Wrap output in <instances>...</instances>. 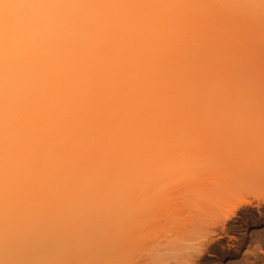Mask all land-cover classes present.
<instances>
[{
  "label": "bare ground",
  "instance_id": "1",
  "mask_svg": "<svg viewBox=\"0 0 264 264\" xmlns=\"http://www.w3.org/2000/svg\"><path fill=\"white\" fill-rule=\"evenodd\" d=\"M241 24L264 37V0H0V264H120L122 232L125 264H202L225 236L241 248L251 207L243 235L264 226V151L201 155L176 191L157 176L167 120L257 97ZM225 172L254 199L216 193Z\"/></svg>",
  "mask_w": 264,
  "mask_h": 264
},
{
  "label": "rangeland",
  "instance_id": "2",
  "mask_svg": "<svg viewBox=\"0 0 264 264\" xmlns=\"http://www.w3.org/2000/svg\"><path fill=\"white\" fill-rule=\"evenodd\" d=\"M262 25L263 26L261 27H263L264 29V24ZM228 27L230 28V24H228ZM240 28L243 29L244 26L243 27L240 26L239 29ZM259 30L263 31L261 28ZM240 31L238 33H240ZM245 31H246V28H244V31L241 32V33H244L243 34L244 36L245 34L247 35L252 34L254 35L252 37H256V40L258 39L259 41H261V44H262L264 37L259 35L260 36V39H259L258 36H255V35H258L259 33L261 34L262 32H258V33L253 32L250 34V31L249 33H245ZM243 35H241L242 37L240 36L242 39H244L241 42V43L244 42L243 44H241V47L243 46L244 49L249 47L247 48V50H250V52L252 51L250 53L246 50V52L248 53L247 54L245 53V54L248 56H245V54L244 56L246 57V59L247 57L250 58L248 60H250L251 62L249 61L248 63H254L255 65L252 64L254 65V67H252L251 64L248 65L245 61V57L243 56L244 60H241L242 56L240 57L238 55L240 57V58L238 57V59L240 61H244L243 63L247 64V68L251 69L250 74H249V71L247 73L246 72L247 70L245 71L240 67H239L240 68L239 71L243 70V74L246 72L248 74L247 76H250V78L252 76V79L249 78L250 81H248L249 79L247 78L248 82H251V80H253L254 78V81L257 83L256 86L255 84L253 86L251 85V83H248V82L247 83L253 86L255 90L257 89L256 91H254L255 92L254 96L258 94L257 97L258 96L259 97L258 98L254 97V100H253L252 98L253 93L250 94L251 97L245 94L247 95L248 98L245 97L247 99H245L244 102L240 105H243V106L245 105V106H248L249 108L246 107L248 110L247 113L242 112L243 114H240V115L238 114V109H236L237 113H235V115H230V113L222 114V116L223 115L226 116L223 119L221 118L219 119V117L217 118V116L215 118L213 114L212 115L214 116V118H211V119L209 118L211 117L210 114L203 115V118L206 116L209 118L208 119L210 120L209 122L202 118V114L195 115V117L199 118L196 120L186 119L185 117L184 118L179 117V119L176 117L177 119L173 118V120L171 119L167 120L166 122H174V125L172 127L170 126L168 129L163 128L161 131V134H160V142L162 143L160 144L162 146L160 148L161 165L158 168L159 174L157 175L160 178V180L166 185L164 186L165 188H169L171 190L176 191L178 189V186H177L178 184L184 181L189 182L190 178L192 177L191 168L189 166L193 162L200 163L199 158H203L202 156L215 159V158H225L229 156L230 154L232 155L238 154L241 156L250 157L249 163L253 164L257 160L258 156H260L262 152L264 151V52H263L264 46H262L260 50V46H261L259 44L260 42L258 43L260 45L259 46L257 45L256 41L254 42L255 39L252 38L251 40L252 42L250 41L251 45L254 42L253 47L258 46L257 47L258 49L255 48L257 53L259 52L257 54L256 52H254L255 49L251 47L249 41H245V38L243 37ZM261 37L263 40H261ZM250 39H251V36H250ZM246 40H249V39H246ZM247 42L249 43L250 46L247 45L248 44ZM244 44L247 46H245ZM238 47H240V45L237 46L236 49ZM239 53H243V52L239 51ZM235 55L237 56V53H235ZM249 55L251 56L253 55L252 56L253 59H251V56ZM234 59L235 58H233V60ZM239 66L243 67L246 65H243L241 62V65ZM239 73L240 75H242V72H239ZM244 76L242 75V77L246 79V74ZM233 79L235 81L237 77L236 79L235 78ZM234 81H232V84L234 85V83H236L235 86H237L236 89L238 91L240 89V87L238 88V86H242V85L237 83V81L235 82ZM240 81H243V80H240ZM238 82H239V79H238ZM235 86H234V89H235ZM248 86L249 85H247L246 87ZM251 86H249L250 88L248 87L249 92H253L249 90V89L251 90L253 89L251 88ZM243 89H240V90L242 91ZM243 92H245V90ZM238 93H241V92H238ZM243 95L244 94H242V96ZM234 100L236 101V99ZM239 102H241V99ZM232 103L234 104L235 102H232ZM229 106L232 108L233 105L232 106L229 105ZM243 108L244 110L246 109L245 107ZM233 111H235V108ZM241 111H243V109ZM212 113H215V111L213 110ZM211 121H214V123H211ZM219 122H221V124ZM193 123L194 124L198 123V124L193 125ZM147 146H149L148 142L146 143V147ZM211 159L205 158V160L203 159V161L208 162ZM223 174L225 175L226 172ZM223 174H219L220 178L217 175L218 179H221L220 180L221 182L223 181V179L225 182L223 181L224 184L218 186V189H214L216 193H219L222 196H227L229 199L236 200V202L237 200L242 199V198L254 199L255 191L250 186L234 184L233 178L236 179V176L232 177L234 176L233 174L231 177L225 175L224 176L225 178H224V177H221V175L223 176ZM229 175H231V173ZM226 176L228 178H226ZM207 178L210 179L209 177ZM228 181L232 182L233 184L229 183ZM238 181L239 180L237 179V182ZM251 209H252L251 213L246 214V215H241V217L237 218L236 221L230 222V225L233 226V228L235 229V233L233 235H236L237 240L241 241V245H242L241 248L238 251L233 250L232 248L228 250L227 245H228L229 239L228 237L225 236L222 239H220L216 245V248L218 251L205 253L202 259V262H201L202 264H264V260L258 261L256 257L253 255L254 253L252 252V249L257 246V243H256L258 241L257 234L259 232L264 231V226H255L254 228L249 230L248 234L243 235V233L245 232L246 224L247 223L252 224L253 221L255 220L254 216L257 214L255 207H251ZM117 247L119 250L118 258L121 261L120 264H125L126 263L125 260H127V256H128L125 232L121 233L119 239H115L113 241V245L112 247H110L111 250L110 249L108 250V253L106 256V259L108 262L109 261L113 262V259L115 258V255H116L115 249ZM224 250H228L227 253L228 252L230 253L225 256ZM262 256H264V253H262Z\"/></svg>",
  "mask_w": 264,
  "mask_h": 264
}]
</instances>
